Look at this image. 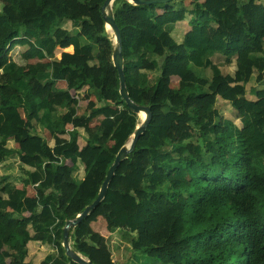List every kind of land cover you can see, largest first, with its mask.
<instances>
[{
	"label": "trees",
	"instance_id": "16d2710c",
	"mask_svg": "<svg viewBox=\"0 0 264 264\" xmlns=\"http://www.w3.org/2000/svg\"><path fill=\"white\" fill-rule=\"evenodd\" d=\"M106 0H0V167L19 162L23 175L0 179V264H29L32 240L51 245L44 264H79L64 247L65 227L98 197L118 152L140 124L138 114L121 98L118 69L102 56L112 39L99 12ZM167 4L139 5L116 0L114 15L122 32L127 87L131 98L151 108L152 119L135 150L121 162L103 201L70 231L73 250L94 264L113 260L107 240L92 227L103 214L110 229L135 233L128 264H264V90L248 100L245 83L264 78L263 0H194L192 9ZM229 6L230 14L224 12ZM166 7L167 23L194 16L184 44L161 28L157 9ZM105 16V14H104ZM218 24L213 36L201 19ZM72 22L68 31L63 21ZM261 32L258 33V29ZM113 42L114 48L115 43ZM18 45L28 49L20 60L10 55ZM74 53L57 57L58 47ZM149 45L150 62L160 71L154 85H143L137 69ZM252 51L238 61L234 74L213 62L221 53L233 57L242 47ZM38 58L36 70L29 64ZM99 60L89 69L88 60ZM181 74L180 93H172L166 78ZM213 70L203 89L192 67ZM65 80L68 90L51 83ZM239 113L241 126L221 116L215 91ZM87 88L104 102L92 116L79 115V98L71 90ZM114 92V93H113ZM119 106L106 109L111 102ZM85 124L87 144L80 147L78 127L70 138L59 132L68 124ZM178 122L188 125L180 128ZM199 132L202 143L185 141ZM54 139L51 146L44 133ZM172 142L169 149V141ZM15 142L16 145H12ZM65 160L84 165L76 177ZM22 186H7V181ZM36 195L29 194V187ZM169 187L168 193L160 191ZM52 190V191H50ZM33 233L32 234V231Z\"/></svg>",
	"mask_w": 264,
	"mask_h": 264
},
{
	"label": "crops",
	"instance_id": "0c3cea01",
	"mask_svg": "<svg viewBox=\"0 0 264 264\" xmlns=\"http://www.w3.org/2000/svg\"><path fill=\"white\" fill-rule=\"evenodd\" d=\"M181 1L182 0H175V2H177L176 8H179L182 6ZM202 1H204V0H202ZM263 2H264V0H263ZM183 4L190 10V9H192L195 2H194V0H184ZM224 12L226 14L231 13V9L229 8V6L224 7ZM157 13H158V16L156 17L157 24L161 28H164L165 30L170 32V34L175 38V40L177 41L178 44L183 45L187 32L190 31L192 28V22L194 20V16L190 12H188L183 20L176 22V23H167L165 21V16L167 14H169V11L167 10V8L166 7H159L157 9ZM201 21L206 26L207 34L209 36H213L216 33V31L218 30L219 26L214 21L207 19L205 17H203L201 19ZM257 32L260 33L261 28H259ZM18 47L20 48L19 50H23L22 51L23 53L28 49L27 46L18 45ZM153 50H154V46L149 45L147 47V52H146V55H145L143 61L137 65L138 66L137 72H138V75H139L143 85H154L158 81V78L160 76V71L155 69V67L150 62V57H151ZM251 51H252L251 47L245 46V47L240 48L239 52L231 58L227 57L221 53H217L213 56L212 59H213V62L218 64L223 69V71L225 73L234 74L238 69V67H237L238 61H245L249 57ZM65 52L74 53V46L71 45V47H69V48L59 46L57 49V57L61 58L63 53H65ZM39 61H41V60L38 58H35V59H32L29 61V64H30L31 69L33 71L36 70V65ZM87 63H88L89 69H91V70L92 69L94 70L95 68H97L99 66L98 59L88 60ZM185 69H186L185 66L182 65L178 69V72L171 74L170 76H168L166 78V82L169 85L171 92L172 93H178L182 97H185V94L179 92V90H180V79H181V74L184 73ZM192 69H193V72L195 73V75L198 79V83L200 84V86H202L203 89H206V90L209 89L211 82L213 80V76H214L212 68L211 67L200 68V67L193 66ZM152 75L156 76L155 80H153V81H151ZM50 84H53L57 87H60L63 90H68V84L65 80H58V81L51 80ZM244 85H245V89L247 91L245 97L248 100L257 101L258 97L256 96L255 92L264 90V78L259 83L256 79V74H255L253 79L250 82L245 83ZM223 91H224V89L222 87L217 89L215 91V97H216L215 103L214 104H206L204 106V108L207 110H213V109L218 107L220 109L221 116L216 119V122L219 124L223 123L225 119H230V120H233L238 126H241V120L239 118L238 111L229 102H227L226 100H224L222 98ZM71 92H72V94L76 95L80 100V106H79V111H78L79 115H84L87 112H89L90 110H93V108L101 107L104 105V102L101 101L100 99H98L95 95H90L87 91V88H84L83 90L72 89ZM106 110L108 112V115H110V117H112L110 114V107ZM178 125L180 126V128H187L188 127V125L180 123V122H178ZM70 126L72 127V124H68L66 126V130L63 132H59V135L61 137L69 139L70 138L69 133L72 130ZM79 131L81 133V136L79 138V145L82 148L87 144V137L84 136V134H86V133H83L81 130H79ZM195 131L196 130L193 128V137L188 139L184 143L188 147L192 144H199V143H195L193 141L194 135L196 133ZM44 135H45L48 143L51 146H54V139L53 138L49 139L47 137L48 132H45ZM199 136H200V134H199ZM171 144H172V142L169 141V146H168L169 149L171 148ZM64 164H66V167L70 171H72L76 177H77V174L82 172V170H83L84 174H83V177H81V178L82 179L84 178L85 171H84V165L82 163L79 162L78 164H74L71 160H65ZM9 166L10 165H8L7 168H9ZM31 188H33V190L36 192V189L33 186H30L29 187V194L31 196L36 195V194H33L31 192L32 191ZM50 191H52V190H50ZM100 220H103L105 222V224L107 226L106 231L99 229L98 223L100 222ZM91 224H92V227L95 231L99 232L102 236H104L106 238L107 244H108L110 250L112 251L113 260L122 264L119 259L117 260L115 258L116 252L121 251V249L124 248L126 245L131 246V242L135 238L136 234L133 232H129L125 229H121V228L110 229L109 228L110 221L103 214H100V213L98 214L97 220L92 221ZM31 231H32V234H34L33 230H31ZM120 234L122 236H120ZM112 238H113V240L110 242V239H112ZM41 246L43 247V250H41ZM28 247H29V254L27 257V262L29 264H44L45 257L48 254L56 252V250L51 245L46 244V243H42L40 241H35V240H32L29 243ZM44 249H46V251H44ZM34 251H38L39 254H41V256H44V257H42V259L38 255H36L34 257V255H33ZM119 257H120V254L118 253V258ZM131 258H133V254H132ZM7 262L10 264L12 262V259L8 258Z\"/></svg>",
	"mask_w": 264,
	"mask_h": 264
},
{
	"label": "water",
	"instance_id": "95a60500",
	"mask_svg": "<svg viewBox=\"0 0 264 264\" xmlns=\"http://www.w3.org/2000/svg\"><path fill=\"white\" fill-rule=\"evenodd\" d=\"M132 3L139 4V5H150V4H167L174 0H129ZM116 0H106L105 4L103 5V13L105 14V21L106 23H109L112 28L114 29L116 36L119 40V51L117 54L114 55V59L117 62V66L119 68L120 74L122 75L121 78V98L125 100L130 107V109L138 114L141 112H145L147 114V117L141 121V123L137 126L134 134L131 136L130 141L123 146L120 151L117 154V157L115 159V162L111 166V168L108 171V174L106 176V179L102 185V188L100 190V193L97 197V199L89 206L86 207V209L80 213L75 219L69 220L67 222V225L65 227V233H64V247L67 250L68 255L77 263L79 264H94L88 257L83 255L80 252H76L72 248V243L70 240V231L72 227L77 226L86 216H88L105 198L107 189L109 187V184L113 178V176L116 173L117 168L121 164L122 161H124L127 156L132 153L137 145V142L140 138V136L145 132L147 126L149 125L151 119H152V112L151 108L147 105H141L136 103L130 96L128 87H127V79H126V69H125V59L122 52V32L119 28L114 13H108L109 8L115 4Z\"/></svg>",
	"mask_w": 264,
	"mask_h": 264
},
{
	"label": "rangeland",
	"instance_id": "374dc122",
	"mask_svg": "<svg viewBox=\"0 0 264 264\" xmlns=\"http://www.w3.org/2000/svg\"><path fill=\"white\" fill-rule=\"evenodd\" d=\"M2 8V5H0V9ZM112 13H114V10H112ZM99 17H100V19H99V23H100V26H103L102 24L104 23V22H106L105 21V16H104V13H103V11H102V13H101V11L99 12ZM105 26H106V24H105ZM63 27L65 28V29H67L68 31H72L73 29H74V26H73V24H72V22L71 21H69V20H65L64 19V21H63ZM110 40V43L109 44H106L105 46H102L101 47V50H102V56H104V59H106V61H108L110 64H112V60H113V55H114V46H113V42H112V39H109ZM20 48L18 47V46H16L12 51H11V53H10V55H12V57L13 58H16L17 60H20V56H21V54L23 53L22 51L23 50H19ZM98 62H99V60H98ZM100 63V62H99ZM155 77L156 76H153L152 75V77H151V81H153V80H155ZM114 93V92H113ZM116 97V96H115ZM120 99H117V97L115 98V101L114 102H111V107L110 108H112V107H117V106H119V103H118V101H119ZM95 108H93V110H94ZM93 110H90L89 112H87L85 115H87V117H89V116H92V113H93ZM107 111V110H106ZM84 121L85 120H83V121H81L79 124H78V126H76V127H78L79 128V130H81L83 133H86V131H88L89 129L90 130H95V128H97L98 126H96L94 129H92L91 127H89V126H87V125H85V124H83V125H81V123L83 122L84 123ZM99 125V124H98ZM71 127V126H70ZM73 127H71V129H72ZM85 129H86V131H85ZM196 133H195V135H194V138H193V141L195 142V143H201L202 142V138H200V136H199V132L198 131H195ZM87 134V133H86ZM84 136H86L85 134H84ZM47 137L50 139V138H52L51 137V135H50V133L48 132V135H47ZM11 144L12 145H16V143L15 142H11ZM11 161V163H12V166L10 167L9 166V168H7V169H5V168H3V167H0V179L2 178V177H4V176H6L7 177V175H10V176H12L14 179H18V177H21L22 175H23V171H22V169L20 168V165H19V162H18V160H16V159H12V160H10ZM83 174H84V172H83V170H82V172H80V173H78L77 174V177L79 178V179H81V177H83ZM7 186H9V187H13L15 184L16 185H19V186H22V184H21V182H16V181H10V182H8L7 181ZM31 192L33 193V194H36V192L33 190V188H31ZM168 190H169V187H167V186H161L160 187V191L161 192H164V193H168ZM99 225H98V227H99V229H101V230H103V231H106V229H107V226H106V224H105V222L103 221V220H100V222L98 223ZM119 236V235H118ZM120 236H122L121 234H120ZM113 240V238L112 239H110V242ZM41 250H43V247L41 246ZM40 250V251H41ZM44 251H46V249H44ZM118 253L120 254V257L118 258ZM33 255H34V257L36 256V255H38V256H40L41 257V259H42V257H44V256H41V254H39V252L38 251H34L33 252ZM131 256H132V254H131V246H128V245H126L124 248H122L121 249V251H117L116 252V259L118 260H120V262L122 263V264H128V262H126V261H128V260H130L131 259Z\"/></svg>",
	"mask_w": 264,
	"mask_h": 264
},
{
	"label": "bare ground",
	"instance_id": "6f19581e",
	"mask_svg": "<svg viewBox=\"0 0 264 264\" xmlns=\"http://www.w3.org/2000/svg\"><path fill=\"white\" fill-rule=\"evenodd\" d=\"M113 8H114V5H113ZM112 6L109 8V12L108 13H112V10H113ZM106 29L108 31V33L110 34L112 40L114 41L115 43V48H114V55L118 53L119 51V40L116 36V33L114 31V29L112 28V26L109 24V23H106ZM114 55H113V61H114V65L116 66V68L118 69V73H119V77H120V94H121V78H122V75L120 74V71H119V68L117 66V62L115 61L114 59ZM147 117V114L145 112H141L139 114V118H140V123L142 120H144L145 118Z\"/></svg>",
	"mask_w": 264,
	"mask_h": 264
},
{
	"label": "built area",
	"instance_id": "2783aa9c",
	"mask_svg": "<svg viewBox=\"0 0 264 264\" xmlns=\"http://www.w3.org/2000/svg\"><path fill=\"white\" fill-rule=\"evenodd\" d=\"M110 120H112V117H108L106 120H103V121H110ZM102 122V121H101ZM101 122H99V124L101 123ZM76 126H78L77 124L75 125V124H72V130L76 127ZM98 126V125H97Z\"/></svg>",
	"mask_w": 264,
	"mask_h": 264
}]
</instances>
